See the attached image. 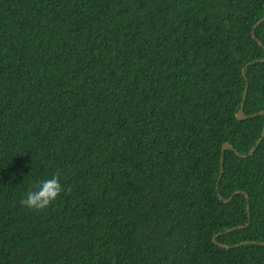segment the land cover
<instances>
[{"label": "trees", "instance_id": "1", "mask_svg": "<svg viewBox=\"0 0 264 264\" xmlns=\"http://www.w3.org/2000/svg\"><path fill=\"white\" fill-rule=\"evenodd\" d=\"M263 16L264 0H0V264H264L262 244L213 241L264 242V138L236 152L264 131L237 117L247 84L245 113L264 110ZM57 173L51 204L20 203ZM238 190L250 211L219 196Z\"/></svg>", "mask_w": 264, "mask_h": 264}, {"label": "clouds", "instance_id": "2", "mask_svg": "<svg viewBox=\"0 0 264 264\" xmlns=\"http://www.w3.org/2000/svg\"><path fill=\"white\" fill-rule=\"evenodd\" d=\"M63 190L60 175L34 182L20 203L27 209H41L51 204Z\"/></svg>", "mask_w": 264, "mask_h": 264}, {"label": "water", "instance_id": "3", "mask_svg": "<svg viewBox=\"0 0 264 264\" xmlns=\"http://www.w3.org/2000/svg\"><path fill=\"white\" fill-rule=\"evenodd\" d=\"M263 21H264V16H263L260 20H258V21L256 22V24L254 25L253 30H252V37H253V38H256V39L258 40L259 44H261V45H263V42H262L260 39H258V38L256 37L255 29H256V28L258 27V25H260ZM256 61H262V62H264V57L261 58V59H258V60H256ZM243 74L245 75V69L243 70ZM247 87H248V84L246 85V88H245V92H244V97H243L242 105H241V107H240V109H239V111H238V113H237V117H238V119H246V118H248V117L257 116L258 114H264V110H261V111H259V112H257V113H252V114H246V113H245V111H244V104H245V99H246V95H247ZM263 138H264V131H263L262 136L257 140V142H256V144L254 145V147H253L248 153H245V154H244V153H241V152H239V151H237V150L235 149V147L233 146V144H231L230 142H228V141L225 142L224 145H223V147H222V167H221L222 169H221V174H220V176H219V180H220L221 177H222L224 155H225V151H226L227 149H234V150H236V152H237L240 156H242V157H248V156H250V155L253 154V152L256 150L257 146L259 145V143L262 141ZM218 186H219V185H218ZM241 192H244V193L246 194L247 201H248V203H247V207H248V210L250 211V195H249L247 192H245V191L238 190V191H236L234 194H232L230 197H227V198L224 197L222 194H219V196H220V198L223 199L224 201L229 202V201H231V199L233 198V196H234L235 194H237V193H241ZM249 219H250V216H249ZM247 225H248V224H246V225H239V226H236V227H232V228H230V229L225 230L224 232H226V231H231V230L236 229V228H242V227H245V226H247ZM221 233H222V232H218V233H216V234L213 236V241L216 242L217 244H220V245L223 246V247H226V248L235 247V246H239V245L246 244V243H259V244L264 245V242H256V241H242V242L236 243V244H234V245H227V244L221 243V242H219V241L217 240L218 235H220Z\"/></svg>", "mask_w": 264, "mask_h": 264}, {"label": "bare ground", "instance_id": "4", "mask_svg": "<svg viewBox=\"0 0 264 264\" xmlns=\"http://www.w3.org/2000/svg\"><path fill=\"white\" fill-rule=\"evenodd\" d=\"M237 262V261H236ZM237 264V263H236ZM239 264V263H238Z\"/></svg>", "mask_w": 264, "mask_h": 264}]
</instances>
